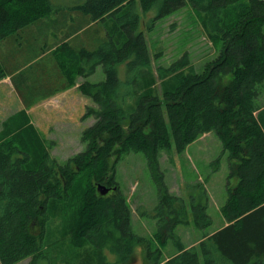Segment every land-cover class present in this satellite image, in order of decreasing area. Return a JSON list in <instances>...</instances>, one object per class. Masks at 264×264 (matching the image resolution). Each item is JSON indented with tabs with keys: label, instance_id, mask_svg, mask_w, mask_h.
Wrapping results in <instances>:
<instances>
[{
	"label": "trees",
	"instance_id": "1",
	"mask_svg": "<svg viewBox=\"0 0 264 264\" xmlns=\"http://www.w3.org/2000/svg\"><path fill=\"white\" fill-rule=\"evenodd\" d=\"M156 3L158 18L192 4L208 38L222 44L204 71L185 73L188 53L169 67L153 66L140 26L141 11ZM52 7L51 0H0V42L47 16ZM77 8L95 18L104 16V27L115 36L111 49L82 52L104 57L105 80L82 86L93 102L83 118L95 121L82 133L85 151L66 164L51 156L34 124L18 119L27 114L25 109L3 121L1 264L27 258L29 264H111L102 249L130 264L139 245L145 246L150 264H264V107L259 104L264 88V0H88ZM127 60L128 71L135 73L130 85L116 66ZM5 71L0 64V77ZM208 132L221 137L230 151L229 179L238 178L234 186L228 181L221 208L228 224L188 247L175 232L176 225L188 221L171 218V226L155 233L162 244L153 250L154 239L132 230V210L119 194L115 168L130 151L143 152L157 165L162 149L183 152ZM99 183L114 194H101ZM170 239L177 252L163 260Z\"/></svg>",
	"mask_w": 264,
	"mask_h": 264
},
{
	"label": "rangeland",
	"instance_id": "2",
	"mask_svg": "<svg viewBox=\"0 0 264 264\" xmlns=\"http://www.w3.org/2000/svg\"><path fill=\"white\" fill-rule=\"evenodd\" d=\"M87 1L51 0L55 5ZM141 13L146 20V38L155 68L169 67L188 53L190 65L184 68L185 73H200L219 56L222 44H215L208 38L201 26L199 12L192 4L188 3L162 18H158L159 3ZM103 74L105 77V72ZM124 80L128 81L127 78ZM4 94L7 100L0 99V130L6 116L18 109L12 93L7 90ZM53 104V100H48L38 110L32 111L31 116L25 113L24 117L18 119L34 124L46 140L51 156L61 164H66L70 158L85 151L87 144L82 140V133L94 123L95 118L84 119L85 114L80 117L69 114L60 117L55 115ZM259 104L264 107V88ZM261 120L264 128V110ZM230 172V151L224 148L216 132H208L190 143L183 152L177 151L175 147L162 149L157 165H152L143 152H125L115 168L114 177L119 184V194L131 207L133 232L151 242L154 239L152 248L156 250L162 243L156 239L155 233L171 226V218L179 217L188 221L187 224L179 223L175 227L176 234L188 247L197 244L205 234L218 230L226 223L221 208L228 197V181L231 186L238 183L236 177L229 179ZM111 194L114 192L111 191ZM208 218L211 221L205 223ZM102 251L107 256V263L124 264L120 256L109 250ZM53 252L56 253V249ZM176 252V243L170 239L168 245L163 247L161 258L165 260ZM135 254L136 259L130 264H150L145 246L139 245ZM29 261L30 258H27L17 264H29ZM40 264L49 262L42 261Z\"/></svg>",
	"mask_w": 264,
	"mask_h": 264
},
{
	"label": "crops",
	"instance_id": "3",
	"mask_svg": "<svg viewBox=\"0 0 264 264\" xmlns=\"http://www.w3.org/2000/svg\"><path fill=\"white\" fill-rule=\"evenodd\" d=\"M81 3H52L47 16L0 42V64L6 68V75L0 77V99L7 100L4 93L9 90L18 105L6 118L23 109L31 116L32 111L48 100L54 101L52 107L57 116L80 117L86 113L92 98L83 92L82 86L87 82L104 81L106 73L104 77L103 54L87 56L82 52H96L103 47L111 49L110 39L115 40V36L111 38L113 33L104 27V16L95 18L93 14L82 12L77 8ZM142 22L140 27L146 34V20ZM29 34L31 40H27ZM115 46L119 48L120 43L116 42ZM127 61L116 66L121 79L127 78L130 85L134 83L135 73L128 71ZM227 224L226 220L219 229Z\"/></svg>",
	"mask_w": 264,
	"mask_h": 264
},
{
	"label": "water",
	"instance_id": "4",
	"mask_svg": "<svg viewBox=\"0 0 264 264\" xmlns=\"http://www.w3.org/2000/svg\"><path fill=\"white\" fill-rule=\"evenodd\" d=\"M97 189L103 195H106V194H108L110 192V188L107 185H104L102 183H99L97 185ZM113 189H116V187H114Z\"/></svg>",
	"mask_w": 264,
	"mask_h": 264
},
{
	"label": "clouds",
	"instance_id": "5",
	"mask_svg": "<svg viewBox=\"0 0 264 264\" xmlns=\"http://www.w3.org/2000/svg\"><path fill=\"white\" fill-rule=\"evenodd\" d=\"M109 259H112V257H109Z\"/></svg>",
	"mask_w": 264,
	"mask_h": 264
},
{
	"label": "flooded vegetation",
	"instance_id": "6",
	"mask_svg": "<svg viewBox=\"0 0 264 264\" xmlns=\"http://www.w3.org/2000/svg\"><path fill=\"white\" fill-rule=\"evenodd\" d=\"M108 186V185H107ZM113 188V187H112ZM112 190H110V192H111Z\"/></svg>",
	"mask_w": 264,
	"mask_h": 264
}]
</instances>
